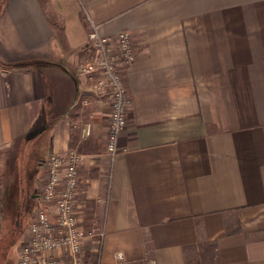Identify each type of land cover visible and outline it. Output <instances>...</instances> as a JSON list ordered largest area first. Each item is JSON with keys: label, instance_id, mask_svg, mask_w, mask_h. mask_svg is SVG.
<instances>
[{"label": "crops", "instance_id": "0c3cea01", "mask_svg": "<svg viewBox=\"0 0 264 264\" xmlns=\"http://www.w3.org/2000/svg\"><path fill=\"white\" fill-rule=\"evenodd\" d=\"M92 24L137 52L113 158L78 74ZM30 149L34 185L49 156L82 155L101 264H264V0H0V160Z\"/></svg>", "mask_w": 264, "mask_h": 264}, {"label": "built area", "instance_id": "2783aa9c", "mask_svg": "<svg viewBox=\"0 0 264 264\" xmlns=\"http://www.w3.org/2000/svg\"><path fill=\"white\" fill-rule=\"evenodd\" d=\"M87 46L90 49L81 55L78 74L89 83L92 100H105L108 105L106 151L113 158L119 135L126 126L130 99L124 77L136 60V47L129 31H120L115 37L103 35L94 24ZM87 101L84 99L83 103ZM80 130L83 138L89 136L91 123H83ZM81 157L70 150L65 156L51 155L46 159L38 179L40 206L33 211L22 235L14 264H101L104 232L86 231L77 207ZM87 250L95 254L89 256ZM122 256L119 252L116 259ZM142 264L155 261L147 259Z\"/></svg>", "mask_w": 264, "mask_h": 264}, {"label": "rangeland", "instance_id": "374dc122", "mask_svg": "<svg viewBox=\"0 0 264 264\" xmlns=\"http://www.w3.org/2000/svg\"><path fill=\"white\" fill-rule=\"evenodd\" d=\"M33 155H35V153L33 149H30L29 151H24L23 158L21 157L22 159L19 160L18 163H16L13 158V153L9 155V158L6 160H0V204L3 207L8 203L11 204L12 200V205L15 209V212L12 214L7 213L10 214L8 216H3V214L0 213V264H14L22 235L33 215V211L40 206V201L38 198L36 199L35 196L38 195V181L36 179L37 182L34 185V177L37 173V162H39L41 158L38 160L35 158L34 160ZM16 168L19 174L15 178L11 170L15 173ZM2 169H6L4 173ZM20 169L22 171L21 173L19 172ZM10 175L12 177L7 180ZM11 180H14L13 185H17V190L14 188L12 197L9 195L10 197L7 198L8 195L5 192V185ZM8 209H11V207ZM8 209H6V211H8ZM1 211L4 210L1 208ZM87 220L89 219H86V216H84L82 226L86 231L101 230L99 227L96 228L90 225ZM87 252L89 253L88 250ZM94 254L95 252L89 253V256H93Z\"/></svg>", "mask_w": 264, "mask_h": 264}, {"label": "trees", "instance_id": "16d2710c", "mask_svg": "<svg viewBox=\"0 0 264 264\" xmlns=\"http://www.w3.org/2000/svg\"><path fill=\"white\" fill-rule=\"evenodd\" d=\"M186 264V263H185Z\"/></svg>", "mask_w": 264, "mask_h": 264}]
</instances>
